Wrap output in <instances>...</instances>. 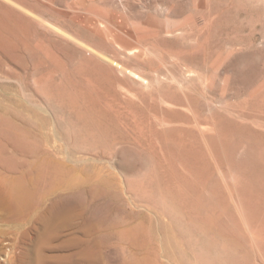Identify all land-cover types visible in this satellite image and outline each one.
Listing matches in <instances>:
<instances>
[{
	"label": "rangeland",
	"instance_id": "obj_1",
	"mask_svg": "<svg viewBox=\"0 0 264 264\" xmlns=\"http://www.w3.org/2000/svg\"><path fill=\"white\" fill-rule=\"evenodd\" d=\"M0 264H264V0H0Z\"/></svg>",
	"mask_w": 264,
	"mask_h": 264
},
{
	"label": "bare ground",
	"instance_id": "obj_2",
	"mask_svg": "<svg viewBox=\"0 0 264 264\" xmlns=\"http://www.w3.org/2000/svg\"><path fill=\"white\" fill-rule=\"evenodd\" d=\"M11 3V2H10ZM84 8V7H83ZM25 10V9H24ZM27 10V9H26ZM28 11V10H27ZM26 11V12H27ZM29 12V11H28ZM32 13V12H31ZM30 13V15H33V14H31ZM34 13V12H33ZM38 14V13H37ZM39 15V14H38ZM37 15V16H38ZM33 16H35V15H33ZM64 16V15H63ZM39 17V16H38ZM38 17H35V18H38ZM2 18V17H1ZM40 19V18H39ZM43 20V19H42ZM45 23V22H44ZM48 26V25H47ZM51 27L52 28H54L53 30H57V32H63V33H66V34H68L69 35V33H68V30H66V29H64L62 26H60V25H58V24H55V23H51ZM50 27V28H51ZM4 28V27H3ZM67 35V36H68ZM70 36V35H69ZM68 36V37H69ZM72 39V38H71ZM74 39V38H73ZM76 39V38H75ZM3 41V40H2ZM83 44V43H82ZM91 47V46H90ZM91 49V48H90ZM94 50V49H93ZM98 53V52H97ZM99 54V53H98ZM109 54V53H108ZM100 56V55H99ZM101 56H103V54L101 55ZM103 59H104V57H103ZM105 59H107L108 60V58H106L105 57ZM116 64V63H115ZM139 77H141V76H139ZM143 78V77H142ZM188 78V77H187ZM145 79V78H144ZM140 80H143V79H140ZM146 80V79H145ZM186 86V85H185ZM37 108V107H36ZM4 115V114H3ZM35 116V115H34ZM214 122V121H213ZM181 128V127H180ZM155 130V129H154ZM177 131V130H176ZM182 131V130H181ZM168 133V132H167ZM40 134V133H39ZM45 134V133H44ZM42 135V134H41ZM42 137H44V135L42 136ZM46 137V136H45ZM62 138H64V137H62ZM163 138V137H162ZM169 138V137H168ZM47 147V146H46ZM177 147V146H176ZM182 153V152H181ZM70 155V154H69ZM73 155V154H72ZM245 217V216H244ZM158 221V220H157ZM254 237V236H253ZM163 249V248H162Z\"/></svg>",
	"mask_w": 264,
	"mask_h": 264
}]
</instances>
